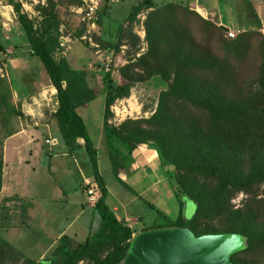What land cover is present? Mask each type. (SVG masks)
Returning a JSON list of instances; mask_svg holds the SVG:
<instances>
[{
	"label": "trees",
	"instance_id": "16d2710c",
	"mask_svg": "<svg viewBox=\"0 0 264 264\" xmlns=\"http://www.w3.org/2000/svg\"><path fill=\"white\" fill-rule=\"evenodd\" d=\"M5 1L23 31L29 53L38 58L55 88L53 116L64 144L72 150L77 146L76 137L83 140L98 188L93 208L99 225L81 242L61 236L50 255L37 262L0 238V264H119L135 229L105 204L106 188L97 172L96 150L75 112L77 106L95 97L94 88L88 85L83 69H73L63 56L53 55L60 35L57 1L37 0L35 18L27 16L21 0ZM72 2L81 5L80 0ZM246 5L254 26L228 38L216 21L202 18L186 5L139 0L125 18L128 27L119 26L118 42L106 44L114 57L120 37L138 21L136 15L144 13L145 50L135 55L136 36L132 35L134 55L125 56V62L116 68L120 80L113 83L112 71H102V132L111 171L124 187L127 184L116 176L117 170L127 167L136 145L145 143L156 152L159 167H170L166 172L179 207L180 197L194 203L188 219L180 212L169 218L153 207V223L138 231L183 226L194 235L239 233L245 244L229 256L230 262L264 264V193L259 191L264 185V36L251 5ZM190 15L199 23L198 36L189 26ZM4 54L0 45V68ZM148 80L160 86L150 114L117 124L108 122L113 101L126 97L134 84ZM17 114L8 81L1 74L0 176L2 140L10 132L6 125ZM239 193L243 197L234 206L232 199Z\"/></svg>",
	"mask_w": 264,
	"mask_h": 264
},
{
	"label": "crops",
	"instance_id": "0c3cea01",
	"mask_svg": "<svg viewBox=\"0 0 264 264\" xmlns=\"http://www.w3.org/2000/svg\"><path fill=\"white\" fill-rule=\"evenodd\" d=\"M42 1L40 0V2ZM56 1L60 18L59 43L63 42V47L58 45L53 55L55 58L63 56L73 69H83L88 85L95 91V86L101 83V74L94 71L96 68L94 65L97 62H89L85 67H72L69 63L71 55L67 58L70 44L79 40L91 49L96 57L101 49L103 51L99 55L103 54L104 58L107 56L106 58L111 60L113 66L116 63V66L122 65L125 62V56H122L125 41L128 37L135 35L132 25L136 21L120 37L118 51L114 57H112V47L107 48L106 44L118 42L119 26L128 27L125 18L139 0H133L129 4L127 13L114 26L109 24L110 10L114 7L113 3L122 0H111L107 3L105 0L102 1L103 3L100 0L101 3L99 2L94 11V25L90 29L80 19L78 13L80 5L73 3V0ZM196 1L164 0L161 2L154 0L157 4L177 2L196 11L202 18L211 19L207 18L208 15L203 7L192 5ZM2 2L3 4L0 5V45L5 52V61L0 69L3 70L2 74L8 81L10 101L18 114L12 116L7 122L6 126L10 132L2 140L0 238L23 256L37 262L50 255L61 236H66L71 242H81L98 228L99 217L93 205L87 204L85 195V189L88 186L86 182H95L92 178V169L87 168V163L90 164L87 154L80 152V149L83 148L82 138H75L77 146L72 150H68L64 144L53 116L57 106L55 88L51 85L44 69L45 76L38 73V63L34 59L36 56L29 53L27 42L19 41L24 34L15 20L11 6L6 1ZM246 2L251 5L260 26L264 27V0H234L236 16H238L234 30L254 26L255 21L247 10ZM208 6L210 13L213 14L212 10L215 6L212 3H209ZM21 7L28 17H30L29 12L34 17L38 16L37 10L33 6H25L21 1ZM27 7L29 12H27ZM138 17L139 13L136 15V19ZM143 17L144 13L138 20L141 28L136 31L141 40L144 35L141 25ZM216 24L221 25V22L216 20ZM105 28L108 29V32L105 31ZM87 30H89V36L96 47L89 45L81 38ZM78 33L79 36H77ZM100 42H102V46ZM139 53L136 51L135 55ZM98 63L100 64V62ZM96 70L98 69L96 68ZM86 103L82 105H86ZM82 105L77 106L75 112L84 123L78 111ZM84 126L90 141L97 150V145L101 142L104 144L102 115L95 140L90 135L85 123ZM45 139H53L54 143L51 141L46 143ZM105 153L107 156L106 149ZM107 161L109 177L112 181L122 185L113 176L108 156ZM96 165L97 172L101 176L97 155ZM158 167L156 152L151 147L145 143L135 146L130 154L127 167L118 169L116 174L122 182L127 184V190L132 193L130 196L132 198L128 199H125V194L117 197L101 176L106 188L105 204L118 219L123 220L131 228H134V221L140 217L130 220L127 204L133 198L140 197V193L144 189L136 192L128 185L127 180L132 179L136 184L143 181L146 183L145 188L153 186L160 179L156 176ZM151 177L152 181L150 182ZM122 187L126 190L123 185ZM140 228H134L135 232Z\"/></svg>",
	"mask_w": 264,
	"mask_h": 264
},
{
	"label": "rangeland",
	"instance_id": "374dc122",
	"mask_svg": "<svg viewBox=\"0 0 264 264\" xmlns=\"http://www.w3.org/2000/svg\"><path fill=\"white\" fill-rule=\"evenodd\" d=\"M2 1L5 0H0V5L3 4ZM21 1L25 6H33L36 3V0H21ZM102 1L103 0H101V2ZM158 1L162 2L164 0H158ZM105 2L106 3L111 2V0H105ZM132 2L133 0H126V1L122 0L113 3L114 7L111 8L110 17H109L110 18L109 24L111 26H114L116 22L127 13L130 7L129 4H131ZM209 3L210 4L212 3L215 6L214 9L212 10L213 14L210 13V7L208 6ZM192 5L203 7V9L206 11V14L208 15L207 18L208 17L211 18L209 20L213 22L218 20L221 22V25H223L225 28H229L233 30L236 28L235 21H238V16H236L234 0H197L195 3H192ZM27 12H29L28 7H27ZM29 13L31 18H35L31 14V12ZM142 14L143 12L139 13V17L137 20H139V18L142 17ZM188 22H189V26L193 29V33L195 32V35L198 36L197 27L199 23L197 19L194 16L190 15ZM132 27L135 31L134 32L135 36H137L135 42V52L136 51L142 52L145 50L146 42L144 39V35L141 40L138 34L136 33V31H139L141 28L139 26L138 21L134 22ZM105 31L108 32V29L105 28ZM4 32H6V30H4ZM259 32L264 36V27L260 26ZM20 40H24V42H26L24 35L22 36V38L19 39V41ZM126 41L123 48L122 56H127L129 54L133 56L134 53L131 52L132 48L130 44V38L128 37ZM210 45L214 50L217 49L213 43H210ZM102 51L103 50L99 49V52L97 53L99 57L98 58L94 55L91 49L86 47L81 41L78 40L70 44V50L67 53V58L71 55L72 58H70L71 61L69 63L72 67L75 68H80L83 66L85 67L87 64H89V62L90 63L97 62V64L94 66L98 70H96L95 68L94 71L99 75L101 74L102 77L101 66L103 61L107 59L106 58L107 56L104 58L103 54L99 55L100 53H102ZM34 59L38 63V73L41 76H45L40 61L38 60L37 57H34ZM98 62H100V64ZM116 64H114V66L111 67V70H109L112 71L111 78L113 83L118 82L120 80L116 70V68L118 67L116 66ZM0 73L1 74L4 73L3 70L0 69ZM159 88H160L159 84L156 83L154 80H148L147 82L144 83L134 84V86L130 88L129 94L126 97L117 98L110 105L109 109H111L110 110L111 116L109 117L108 122H110L111 124H117L118 122H120L125 118H139V117L148 116L155 105L156 95ZM103 96H104V86L101 78V83L95 86V98L90 102L86 103V105H82L78 109L93 140H95L96 137L95 135L97 133V129L101 121ZM113 111L116 112L115 115ZM96 151H97L96 155L98 160V167L101 176L109 184L110 189L115 193V195H117V197L125 194L124 195V197H126L125 199H128L130 196H132L131 191L127 190L128 189L127 187H125L126 190H124L122 185H119L118 183L112 181L111 178L109 177L108 161H107V156L105 153L103 142L97 145ZM80 152L86 154L84 153L85 151L83 148L80 149ZM87 168L88 169L91 168L89 163H87ZM169 169L170 167L168 168H166L165 166L158 167L156 176L160 177V179L153 186H149L148 188H145L146 183L145 182L143 183V181L142 182L139 181V183L136 184L132 179L127 180L128 185H130L133 188V190H135L136 192L140 191L142 188L144 189L140 193L141 194L140 197L133 198L132 201L128 202L127 204V210L130 212L129 214L130 220H134L138 216L140 217V219L138 220L136 219V221H134L135 229H138L141 226L148 227L153 223L155 219V212L153 207L160 210L164 215H166L169 218H175L177 214L180 212L183 218L188 219L193 213L194 203L192 200L186 197L183 198L180 197L182 206L179 207V198L175 196L171 188V178L168 174ZM166 171H168V173ZM149 181L150 182L152 181V177L149 179ZM263 189H264V185L261 186L259 189V191L262 194L264 193ZM241 197H243V194L239 193L232 199V203L234 204V206L238 205V202Z\"/></svg>",
	"mask_w": 264,
	"mask_h": 264
},
{
	"label": "water",
	"instance_id": "95a60500",
	"mask_svg": "<svg viewBox=\"0 0 264 264\" xmlns=\"http://www.w3.org/2000/svg\"><path fill=\"white\" fill-rule=\"evenodd\" d=\"M244 244L235 232L194 235L183 226L148 228L131 235L119 264H232L229 256Z\"/></svg>",
	"mask_w": 264,
	"mask_h": 264
},
{
	"label": "built area",
	"instance_id": "2783aa9c",
	"mask_svg": "<svg viewBox=\"0 0 264 264\" xmlns=\"http://www.w3.org/2000/svg\"><path fill=\"white\" fill-rule=\"evenodd\" d=\"M81 1V5L78 9V13L80 16V19L82 21H84L86 23V26L90 29L93 27L94 25V11L96 9V7L98 6L100 0H80ZM242 29H229L226 28V30L224 31L225 36L230 38L233 37L238 31H241ZM82 39H84L89 45L96 47V45L92 42L90 36H89V30H87L86 34L83 35L81 37ZM58 45H60V47H63V42H60ZM61 52V51H60ZM113 66V64L111 63L110 59H106L103 61L101 69L103 72H107L109 70H111V67ZM1 75V73H0ZM56 106V103H55ZM55 110V107L53 108V111ZM111 110V109H110ZM114 115L116 114L115 111ZM51 141L52 143H54L53 139H45L44 142H49ZM86 184L88 185L87 188L85 189V195H86V202L89 205H93L95 203V201L97 200L98 197V189L95 183H89L86 182Z\"/></svg>",
	"mask_w": 264,
	"mask_h": 264
}]
</instances>
